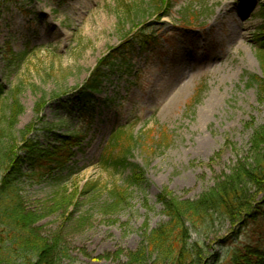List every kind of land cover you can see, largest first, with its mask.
Here are the masks:
<instances>
[{
	"label": "rangeland",
	"instance_id": "obj_1",
	"mask_svg": "<svg viewBox=\"0 0 264 264\" xmlns=\"http://www.w3.org/2000/svg\"><path fill=\"white\" fill-rule=\"evenodd\" d=\"M262 3L172 0L164 17L153 0L4 5L1 127L8 128L11 142L21 144L20 132L37 119L35 104L46 95L40 113L44 122L33 134L39 142L47 144L54 134H80L66 171L43 180L26 175L20 183L24 209L41 215L32 226L36 233L60 240L66 250L59 264L128 261V252L140 246L145 224L149 232L168 220L157 202L160 192L195 200L239 160L251 162V137L264 125V100L253 83L254 77H264V48L253 37L263 23ZM140 28L159 35L148 52L129 43ZM121 45L129 49L133 68L114 71L93 101L81 105L77 88L110 47ZM15 91L24 111L12 130L7 104ZM118 128L139 138L131 155L146 181L131 187L128 202L114 208L108 189L123 185L127 174L103 169L101 157ZM88 182L97 183L96 192L81 191ZM251 192L263 198V192ZM232 227L219 220L208 235L190 232L192 242L202 240L208 264H226L228 251L244 244L243 226Z\"/></svg>",
	"mask_w": 264,
	"mask_h": 264
},
{
	"label": "trees",
	"instance_id": "obj_2",
	"mask_svg": "<svg viewBox=\"0 0 264 264\" xmlns=\"http://www.w3.org/2000/svg\"><path fill=\"white\" fill-rule=\"evenodd\" d=\"M16 1L19 0H0V20L4 5ZM153 1H156L159 17L169 15L172 0ZM260 16L264 20V3ZM152 32L146 34L140 28L129 43L132 46L139 44L147 51L151 41L159 38ZM254 37L264 48V22ZM133 62L129 49L123 45L110 47L77 88L81 105L93 101V94L100 92L114 71L126 72L133 68ZM262 67L264 70L263 63ZM253 83L257 84L260 99L264 100V77H254ZM4 93L5 88L0 82V98ZM54 96L59 98L60 95ZM45 97L35 104L37 119L20 132L21 144L11 142L8 128H2L0 124V264H59L67 257L60 240L50 241L36 233L32 226L41 215L26 211L21 202L22 179L26 175L37 180L50 179L66 171L74 156L73 140L80 137L79 132L73 131L67 136L54 134L47 144L39 142L33 134L36 124L44 122L40 113L46 105ZM10 99L8 119L13 130L24 107L17 91ZM128 131L126 128L114 130L101 157L103 169L113 167L127 174L123 185L116 184L108 189L112 200L109 206L114 208L128 202L131 187L140 188L146 181L145 171L132 161L131 155L139 138ZM249 155L251 162L239 160L228 174L195 200L160 192L157 202L164 206L168 220L149 232L145 224L140 246L128 252V261L119 264H208L202 253V240L197 238L192 242L190 232L208 235L219 220L229 221L233 230L234 226H243L242 234L246 236L242 246L228 251L226 264H264V194L258 200L255 192H251L264 193V125L254 131ZM25 167L28 173L24 171ZM96 190L97 183L94 182L85 183L81 189L84 194Z\"/></svg>",
	"mask_w": 264,
	"mask_h": 264
},
{
	"label": "bare ground",
	"instance_id": "obj_3",
	"mask_svg": "<svg viewBox=\"0 0 264 264\" xmlns=\"http://www.w3.org/2000/svg\"><path fill=\"white\" fill-rule=\"evenodd\" d=\"M251 56H252V55H251ZM175 103H176V100L174 99V100H172V102H170V103L168 104V107H170V108H171V107H172V105H173V104H175ZM214 104H215V103H214V102H212V103L210 104V107H212ZM211 105H212V106H211ZM208 107H209V106H208ZM210 107H209V108H210ZM203 114H204V113H203Z\"/></svg>",
	"mask_w": 264,
	"mask_h": 264
}]
</instances>
